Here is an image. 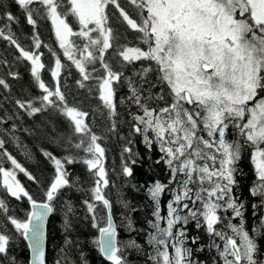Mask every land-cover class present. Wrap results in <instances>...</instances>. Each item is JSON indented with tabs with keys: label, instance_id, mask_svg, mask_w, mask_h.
I'll use <instances>...</instances> for the list:
<instances>
[{
	"label": "snow or ice",
	"instance_id": "snow-or-ice-1",
	"mask_svg": "<svg viewBox=\"0 0 264 264\" xmlns=\"http://www.w3.org/2000/svg\"><path fill=\"white\" fill-rule=\"evenodd\" d=\"M42 22L58 49L41 39ZM22 27L30 32L27 47L17 38ZM0 42L14 50L13 59L0 63L6 69L0 74V264H19L18 238L30 241L27 264H47L44 222L67 190L80 187L74 165L87 173L82 206L99 233L91 243L101 264H264V0H0ZM21 61L30 83L17 92L14 68ZM73 67L76 74L67 75L84 90L75 96L62 82ZM42 70L50 72L48 82ZM90 98L95 108L84 106ZM61 117L65 135L56 127ZM21 131L64 149L57 155L40 148L37 163L47 162L41 169L47 175L11 150L15 144L32 159ZM112 137L120 157L110 169ZM145 167L160 169L165 180L132 183ZM113 174L149 201L147 227L137 228L135 205L120 197L126 220L120 227L143 243L118 239ZM25 179L40 186L44 202ZM24 200L32 210L21 217L12 205ZM74 215L69 202L55 264H89L84 245L72 238Z\"/></svg>",
	"mask_w": 264,
	"mask_h": 264
},
{
	"label": "trees",
	"instance_id": "trees-1",
	"mask_svg": "<svg viewBox=\"0 0 264 264\" xmlns=\"http://www.w3.org/2000/svg\"><path fill=\"white\" fill-rule=\"evenodd\" d=\"M50 26H46L45 23H41L40 25V32H41V39L47 43L50 48L52 49H58V45L54 44V37L52 36L51 32L49 31ZM30 32L27 31L25 28H19L17 38L21 40L22 43L25 44L27 47L30 43ZM2 46H0V63L4 59H13V52L14 50L11 48L10 45L3 44L0 42ZM45 56L43 59L48 62L50 61V54L49 49L45 48L43 49ZM63 62V61H62ZM139 66V65H137ZM47 67V64H46ZM5 68L0 67V74H3L5 71ZM15 71H18L20 73V81L19 82H13L14 87L17 92L20 91V84H24V88L27 89L28 85L30 83V76L29 73L26 70L25 63L21 61L18 65L14 68ZM71 71L73 75L76 74V70L73 68L71 69H65L62 73V82L67 86L68 89L72 91V96L77 95L78 93H83L84 90H77L75 87V81L73 79V75H67V72ZM130 74V73H129ZM42 78L48 82L50 77V72L42 70ZM9 80L11 81V78L9 77ZM33 92H39L38 89L33 88ZM72 96H69V99H72ZM82 98V97H80ZM85 107H91L95 108L96 103L94 99L90 98L89 102H86ZM39 119H47V117H38ZM53 119L55 120L56 117L53 115ZM97 121L100 123H103V119L101 115L98 113L96 117ZM57 128H61V135H65L66 130H64V120L63 118H59L56 124ZM122 129V135H126L128 132V128L125 125H121ZM98 132L104 131L103 128H98ZM23 144L26 146L27 151L31 152L32 159L29 160L25 157L23 150H20L16 147L15 144H11L10 148L11 150L17 154L18 158L21 160V162L25 163L30 169L36 172L37 175H47V172H41V169L45 167L47 162H44L43 164L37 163L38 159L42 160V154L40 153V148L43 146L47 148L50 151H53L54 154L61 155L64 152V149L58 145V143H45L41 144L35 140H32L30 137H27V133L18 132L17 133ZM106 135H110L105 133ZM138 139V138H137ZM108 160L107 164L109 165L110 169L111 167H117L119 165V157H120V145L117 143V140L115 137L110 138L108 141ZM138 150L144 151L142 145H138ZM72 171L74 173V179L77 180L78 184H80V187H73L69 190H67L64 194V197L61 201H57L54 203V211L49 214L47 221H46V229H45V256L47 264H55L56 260L61 256V248L64 247V217H65V205L67 203H71L75 210V215L72 217L74 224L76 225L75 229L72 233V238L78 239L79 242L84 245V254L88 257L89 264H101V257L99 255V252L97 249L92 245V240L97 238V231L95 229H92L90 227V222L87 217L86 209L82 206L83 199L86 198L85 196V190L89 186V181L87 179V173L83 169L81 165H74L71 166ZM241 167L246 173H249V175L243 179L242 183L247 186L251 183L252 176L249 172L250 165L248 164L247 156H245V159L242 161ZM47 168L50 169L51 165L48 164ZM148 176H154L156 178H159L161 180H165L166 173H162L160 169H156L154 172L149 171L146 167L141 168L139 172L136 174V178L132 183H143ZM113 179L117 187L110 189V198L113 201L114 205V219L116 224L118 225V239L122 241H127L129 238H135L138 240V242L143 243V237H137L135 236V233H129L124 227H120L122 223H126V220L124 219V212L125 209L123 208L122 204L120 203V197H126L129 201V203L135 205L136 212L133 213V217L135 218L134 226L137 228H140L141 225H143L145 228L146 225V214H150L151 207L149 205V201L147 200L146 196L143 193L136 192L131 184H123L122 181L115 177L113 174ZM25 183H27L28 187L31 189L32 194L35 196L37 201L41 200L40 195V186L33 185L31 182H27L25 179ZM83 189V190H82ZM244 196L247 198L248 194L245 188ZM69 198L70 201H69ZM168 199H170V196L164 195L162 197V201L166 202ZM14 208H16L19 212V215L21 217L25 216L28 212V203L26 200L24 201H18L14 202L12 205ZM162 211L166 212V209H163ZM251 207L249 204L248 210L246 215L249 217L247 223L249 225L252 224V218H251ZM259 215V213H257ZM261 243H264V240L260 241ZM14 254L19 258V264H27L28 261V251L25 244V241L22 238H18L14 241ZM133 258L135 260L136 254L133 253ZM136 264H142L141 261H137Z\"/></svg>",
	"mask_w": 264,
	"mask_h": 264
},
{
	"label": "water",
	"instance_id": "water-1",
	"mask_svg": "<svg viewBox=\"0 0 264 264\" xmlns=\"http://www.w3.org/2000/svg\"><path fill=\"white\" fill-rule=\"evenodd\" d=\"M38 203H42L44 201H37ZM31 206L28 204V211H31ZM50 214V213H49ZM48 214V216H49ZM47 216V218H48ZM47 218L45 219V222H44V241H43V244H44V249H45V229H46V221H47ZM99 236V233L97 232V237ZM24 240V239H23ZM25 241V244H26V247H27V251H28V260L31 259V249L28 248V244L30 243V241L28 240H24Z\"/></svg>",
	"mask_w": 264,
	"mask_h": 264
}]
</instances>
